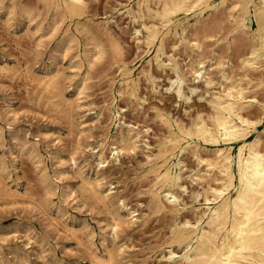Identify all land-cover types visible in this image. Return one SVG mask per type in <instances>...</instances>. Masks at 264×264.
I'll return each instance as SVG.
<instances>
[{
  "label": "rangeland",
  "instance_id": "1",
  "mask_svg": "<svg viewBox=\"0 0 264 264\" xmlns=\"http://www.w3.org/2000/svg\"><path fill=\"white\" fill-rule=\"evenodd\" d=\"M40 1L0 0V161L4 165V170L0 172V264H88L87 254L91 250H95L99 255L104 253L98 234L101 230L98 227L110 221L108 220L111 217L110 209L106 206L103 208L102 203H98L87 192H84L86 196H83V192L81 194L79 189L80 177L72 170H68L66 178L63 179L70 188H73L76 197L67 198L62 203L65 218H59L48 209L50 208L48 200L51 203H58L60 189L55 188L53 194H46L47 191L39 180L38 167L44 165L49 176L54 178V171L58 165L60 166L57 155L63 156L65 159L63 163L67 165L66 157L70 152H74L79 157L85 153L90 159L89 162L93 163L94 157L87 154L89 151L84 145L89 144L97 149V144L104 138L110 140L109 137L114 131L110 114L111 110H115V106L122 107L121 119L133 125L134 142L132 144L127 140L123 149L118 151L110 150L112 144L106 145L105 162L100 166L98 173L103 177L104 185H110L111 193L123 199L127 207L133 210L132 218L122 216L121 230L116 240V245L122 244L123 248L120 257L124 261L127 260V264H174L169 258L168 250L179 252L181 246L172 243L169 237L172 221V213L167 207L169 202L164 200L166 208L154 210L152 202L149 201L150 189L153 185L152 175L146 171L144 164L146 154L155 152V146L161 139L159 137L164 135V127L159 123L154 108L168 110L184 121L196 110L208 111V104L203 97L206 89L204 78L207 76L213 78L212 88L209 90L222 87L217 65H209L210 50L219 52L220 60L230 68L231 76L239 78L243 70L238 56L250 50L247 35L240 31L234 34L227 32L231 27L224 21L223 23L228 26H225L227 30L224 29L227 36L226 33L223 34L224 38L218 45L211 44L210 38L202 37L201 48L196 50L192 49L188 42L181 40L179 34H167L164 39V51L166 54H172L176 60L184 79V92L188 98H177L169 89L170 80L174 78L169 68L153 67L156 89H148L147 84L140 78L142 81H139V90L145 97L144 101L139 103L129 99L125 94L118 95L116 91L118 69L115 67L118 64V57L110 48L113 41L120 43L125 59L132 61L135 73L139 71L143 47H138L135 38L134 28L138 26V22H133L125 13H121L123 9L118 3L126 0H87L84 14L64 18L65 21L60 19L61 23L58 21L55 23L57 24L55 30L51 29L53 28L50 21L52 8H44L43 1ZM10 2L14 4L7 7L11 5ZM24 9H29L31 19L24 16V12L21 11ZM8 11L13 12L11 14ZM7 13L10 15L8 16ZM82 18L84 24L86 22L85 25L94 33L93 37L88 32L80 31ZM77 20L82 22L80 21L79 24ZM79 25L80 30H78ZM102 26L108 27L106 31ZM251 26L254 28L255 24L251 23ZM100 27L103 31H99ZM68 36H72L70 37L72 40L66 42L68 50L63 54L58 45L61 39ZM91 37L94 39H90ZM94 43L99 44L100 49L102 47V54H97V59L90 58L91 66L88 68L87 62L85 60L82 62V69L86 68L89 76L83 100H86V106L90 111H86V115L81 117L79 109L73 107L70 111L71 114L73 113L72 119H68L51 103L49 97L51 92L48 91L51 88H45V83H41L42 86L38 83L36 86V81L31 83L28 79L26 81L23 67L29 63L30 69L37 75H43L42 68L45 67L48 76H52L50 74L58 70L60 75L66 78L64 79L65 95L70 96L72 85H68V77L74 71V64L83 58V50L90 51ZM150 49V52L143 56L142 62L153 53V49ZM92 51L96 52V50ZM111 51L115 54L113 55ZM114 56L117 60L112 58ZM1 64L12 69H5ZM260 70L259 67L248 72V76L252 77L251 85L261 76ZM263 83L264 81L261 84ZM250 84L248 87L251 86ZM263 85H253L250 89H260L257 90L259 93ZM188 87H195V91L190 92ZM8 102H11L10 107ZM4 109L10 110L8 112L10 116L5 115ZM94 112L99 113L96 116ZM9 121L10 125L26 130L29 143L35 144L37 157L28 155L11 139L8 135L9 123H6ZM79 122L83 123L79 124ZM263 127L264 117L257 125L258 131L251 132L250 138L261 131L260 135L264 139ZM200 147H203V144ZM206 147L208 150L212 149L209 145ZM182 160L184 161L182 182L186 190L177 194L180 201L190 203L189 190L198 189L204 182V179L194 176L191 170L200 168L203 173L205 168L197 164L190 152H184ZM184 212L190 213L187 210Z\"/></svg>",
  "mask_w": 264,
  "mask_h": 264
},
{
  "label": "bare ground",
  "instance_id": "2",
  "mask_svg": "<svg viewBox=\"0 0 264 264\" xmlns=\"http://www.w3.org/2000/svg\"><path fill=\"white\" fill-rule=\"evenodd\" d=\"M41 1L47 5H43L44 8H52L53 14L50 21L53 30L57 28L55 23L60 22V19L65 21L64 18L81 15L87 3V0ZM14 2L12 3L14 4ZM12 3L7 7H11ZM118 3L123 9L121 13H125L133 22H138L134 33L139 44L138 47L143 48L140 55V69L135 73L132 61H128V58L125 59L126 56H123V47L116 40H112L110 48L118 57V64L115 65L118 69L116 91L119 96L125 94L129 99L139 103H142L145 97L139 90L140 78L147 84L148 89H156V75L153 67L169 68L174 74V78L170 80L169 89L177 98H188L184 92V79L180 74L176 60L172 54H166L164 51V39L167 34H179L181 40L188 42L189 46L196 50L201 48L202 37L210 38L211 44L218 45L219 41L224 38L223 34L226 33L224 29L227 23L231 27L230 30L225 29L227 32L234 34L240 31L247 35L250 50L238 56L240 67L243 70L239 78L231 76L230 68L228 67V69L224 62H221L219 52L214 49L210 50L209 60L211 62L209 65H217L222 87L209 90L212 88L213 78L210 76L204 78L206 89L203 97L208 104V111L196 110L184 121L168 110L160 107L154 108L159 123L164 127V135L159 137L161 138L159 141L157 140L155 152L151 151L146 154L144 164L146 171L152 175L153 185L151 189L149 188V201L152 202L154 210L155 208H166L164 200L169 202L167 207L172 213H170L172 221L169 237L172 243L181 246L179 252L168 250L169 258L174 264H264V139L260 135L261 131L250 138L251 132L258 131L257 125L264 117V83L261 84L264 81V0H133V2L126 0V2ZM21 11L24 12L27 19H31L32 15L29 13V9ZM10 12L8 11V13ZM80 21L77 20V23ZM224 21L226 24L223 23ZM251 23L255 24L254 28ZM85 24L83 21L82 27L78 26L81 30L80 28L78 30L88 32L93 37L94 33L91 28ZM208 24L209 26H207ZM102 27L105 31L108 28ZM35 28L34 31L37 30ZM75 30L78 31L77 28ZM100 30H102L101 27ZM240 32L238 33L240 34ZM70 37L61 39L58 45L63 54H66L65 52L68 50L66 42L72 40ZM92 37L90 39H94ZM231 38L233 39V37ZM99 47V44L94 43L90 51L84 52L83 50V58L74 64V71L68 77V85H72L70 96L65 95L64 79L66 78L60 75L58 70L54 74H50L52 76H48L47 68L43 67L44 74L37 75L30 69L28 63L29 65L25 64L23 67V75L26 77V81L27 79L30 81L29 83L36 81V86L38 83L40 85L45 83V88H51L48 90L51 92L49 94L50 101L53 106L58 107L57 111L63 113L66 118L70 119L73 116V113L70 112L73 107L74 109L78 108L81 112L80 116L83 117L86 115V111H90V108L86 106V100H83L89 76L88 70L82 69V62L85 60L87 68L90 67V58L96 57L95 59H97L96 55L102 54V47L101 49ZM150 48L153 49V53L149 54L148 58L142 62L143 56L151 50ZM92 50H96V52L94 53ZM111 52L113 55L115 54L113 51ZM112 58L117 60L115 56ZM2 66L5 67V64ZM259 67L261 76L251 85L252 77L248 76V72ZM7 68L8 70L12 69L6 65L5 69ZM248 84L251 86L263 85V89H261V93H257V90L260 89L252 90ZM45 88L43 87V89ZM188 90L193 92L195 87H188ZM9 104L11 102H8V106ZM8 106L6 105V107ZM251 107L253 109H250ZM114 109L110 114L114 130L109 137L110 140H105L107 137L104 138L97 144V149L89 144L84 145L89 151L87 154L94 157L93 163L89 162L90 159L85 153L79 157L74 152H70L66 157L67 165L63 163L65 160L63 156L57 155L60 166L58 165L59 167L57 166L56 170H53L54 178L49 176L44 165L38 167L39 180L47 191L45 193L53 194L55 188L60 189L58 203H51L48 200V203L50 202L48 209H51L59 218H65L62 203L67 198L76 197L73 188H70L64 180L68 170H72L73 173H76L75 175L80 177L79 189L81 194L83 192V196H86L87 192L98 203L101 202L103 208L106 206L110 209L111 217L108 219L110 221L98 227L101 230L98 234L104 253L99 255L95 250H91L87 254L89 255L88 264H127V260L124 261L120 257L123 252L122 244L116 245V240L121 230L122 216L132 218L133 210L127 207L123 199L111 193L110 185L105 186L102 181L103 177L98 173L100 166L105 162L106 145L112 144L113 147L110 150L118 151L123 149L127 140H130L131 143L134 142L133 125L129 121L121 119L122 107L115 106ZM9 111L8 109L3 110L7 116H10ZM94 113L97 116L99 112ZM6 123H9L8 135L11 136V139L28 155L37 157L35 144L29 143L26 138V130L10 125V121ZM82 123L79 122V124ZM38 130L40 133V129ZM262 130L264 131V127ZM201 144L203 147H200ZM208 145L212 149H206ZM184 152H190L197 164L205 168L203 173L200 168L191 170L194 176L204 179V182L198 189L189 190L190 203L180 201L177 194L186 190V186L182 182L184 168L182 155ZM3 170L4 165L0 161V172ZM58 181L63 183H57ZM184 210L190 211V213H186ZM167 239L169 240L168 237ZM88 247L90 246L88 245ZM84 248L83 251H85Z\"/></svg>",
  "mask_w": 264,
  "mask_h": 264
}]
</instances>
